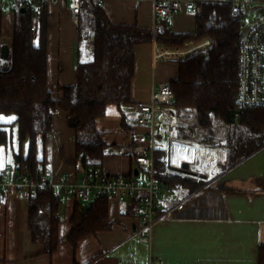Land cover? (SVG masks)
<instances>
[{"label": "crops", "instance_id": "crops-1", "mask_svg": "<svg viewBox=\"0 0 264 264\" xmlns=\"http://www.w3.org/2000/svg\"><path fill=\"white\" fill-rule=\"evenodd\" d=\"M12 1L0 0V43L9 47L19 12L12 8ZM102 7L113 23L137 25L152 29L154 33L162 25L175 33H192L196 29L198 16L188 11L177 12L171 18H162L155 23L152 3L147 0H105ZM42 14L47 20L48 87L59 99L66 86L76 84V66L81 56L85 58L91 54L81 44V33L73 22L69 0H49ZM209 39L198 42L199 46L207 48ZM190 43L193 41L185 44ZM168 47L180 48L156 40L136 46L131 88L133 102L122 107L110 105L106 115L96 121L97 129L104 133L108 143L102 167L107 177L139 175H135L134 160L122 155L121 150L126 145L148 143L149 127L134 123L138 105L149 101L160 83H171L179 77L178 58L189 52L186 53L185 47ZM171 109L175 112L173 121L164 113L158 114L156 151L164 149L165 154L169 144L170 149L178 141L188 144L190 137L192 139L196 134L194 128L186 125V129L183 125L182 118L187 113L181 114L174 105ZM58 116L63 121L60 135L52 139L58 151L50 161L45 148L43 169L52 170L58 179L74 178L78 176L76 170L81 163L76 157L75 132L68 126L66 112L58 109L54 123ZM123 117H126L125 122ZM54 128L51 133L57 134ZM227 159L212 179L206 172L191 170L190 162L189 170L193 174L174 169L181 168L185 160L173 168L170 166L171 175H177L179 183H162L181 193L173 190L177 198L170 200L164 196L163 204L165 209L175 210L176 217L155 227L152 245L139 238L144 209L141 198L124 202L114 198L108 200L112 228L85 236L75 248L68 241V235L77 202L68 198L59 210L60 244L54 254H48L42 244L33 240L29 200L13 193L0 203V264H119L120 261L135 264H149L150 261L151 264H260L259 248L264 245V146L236 164L231 163L230 153ZM6 165L0 166V170ZM181 180L187 181L186 186ZM194 182L203 185L193 193H187ZM181 204L183 207L177 209Z\"/></svg>", "mask_w": 264, "mask_h": 264}, {"label": "trees", "instance_id": "trees-1", "mask_svg": "<svg viewBox=\"0 0 264 264\" xmlns=\"http://www.w3.org/2000/svg\"><path fill=\"white\" fill-rule=\"evenodd\" d=\"M102 8L96 10V30L81 38V44L93 45L94 52L85 58L81 56L76 66V84L66 86L59 99L48 87L47 20L43 14L36 33L32 30L31 9L18 10L7 58L1 56L3 44L0 43V114L16 116L20 143H28L25 155L23 152L15 154L18 170L31 175L40 172L46 160V140L53 130L55 114L62 109L67 114L68 126L75 132L77 159L89 173L107 177L102 167L108 143L104 133L97 129L96 121L106 115L110 105L122 107L133 102L131 88L135 74V48L154 40L184 48L186 42L210 37L211 45L206 52L197 49L178 58L179 77L170 83L175 92L172 105L183 115L194 109L197 121L204 126L222 118L226 123L247 127L252 137L245 141L234 137L230 141L232 164L264 146V108L241 109L237 104L241 24L231 15L227 5L207 3L203 14L197 17L196 29L192 33H175L166 25L154 33L152 29L137 25L116 24ZM125 121L126 117H123ZM7 125L0 122V145L9 141ZM155 162L157 179L179 183L177 175H171L164 149H157ZM181 182L186 186L187 181ZM202 185L194 182L189 188L194 192ZM76 202L68 235V241L75 248L85 236L113 226L108 199H93L88 205ZM29 203L33 240L52 255L61 241V203L50 193L32 196ZM259 262L264 264V245L259 248Z\"/></svg>", "mask_w": 264, "mask_h": 264}, {"label": "built area", "instance_id": "built-area-1", "mask_svg": "<svg viewBox=\"0 0 264 264\" xmlns=\"http://www.w3.org/2000/svg\"><path fill=\"white\" fill-rule=\"evenodd\" d=\"M49 0H13L12 8L32 11V30L38 31L41 15ZM145 1V0H140ZM152 3L155 23L162 18H171L175 13L188 11L197 16L203 14L207 3L224 4L230 13L238 18L241 24L238 59V94L237 104L241 109L264 108V0H147ZM73 22L82 36L96 30V10L102 7L105 0H69ZM256 14L251 21H244L246 16ZM211 45V40H210ZM209 45V47H210ZM92 54L94 46L87 45ZM175 92L169 82H162L152 92L149 101L138 105L134 119L136 125L149 127L148 143L143 145H126L121 154L134 160L139 170L138 176L106 177L98 173H89L80 163L77 177L67 176L58 179L50 169H41L35 175L22 173L13 164H7L0 170V203L11 194L29 200L32 196L50 193L62 204L66 199L76 201L93 199H117L124 202L128 199L141 198L144 209L140 217V240L152 245L155 227L162 222L171 221L175 210L165 209L163 197L175 200L176 193L156 177V141L158 114L164 113L170 121L175 119L171 109ZM172 131V128H171ZM141 173V174H140ZM142 174L145 177H142ZM179 205L177 209L182 208ZM150 261L149 264H151ZM119 264H135L120 261Z\"/></svg>", "mask_w": 264, "mask_h": 264}, {"label": "rangeland", "instance_id": "rangeland-1", "mask_svg": "<svg viewBox=\"0 0 264 264\" xmlns=\"http://www.w3.org/2000/svg\"><path fill=\"white\" fill-rule=\"evenodd\" d=\"M256 14H250L244 18V21H251L252 18L255 17ZM82 38H86V36H82ZM205 38V37H204ZM203 39V38H202ZM200 39L199 41H201ZM193 41V42H199ZM204 43L208 44V40H205ZM88 44H85L87 48ZM186 45V44H185ZM183 45L182 47H184ZM203 49L204 47L199 46L198 43H190L186 45L184 50L187 52H192L197 49ZM208 48L200 51L206 52ZM199 52V51H198ZM190 112L185 114L182 118V122L184 123V127L187 129L188 127H192L196 130V134L190 137L188 144L184 141V143L175 142L171 145L167 146L166 149V158L168 164L174 167L175 164L181 163L182 160H185V163L190 162L191 170H200L206 172L209 175V178H215L220 170H222V165L226 162L227 157L230 152L229 144L231 139L234 137L249 139L248 137H252L250 135V131L244 125L239 123H226L222 118H217L213 121L209 126H202L197 121L196 112L194 109H190ZM0 117L4 119H0V122L8 123L6 126L9 130V141L5 145H0V166H4L6 164L15 165V154L19 152H23V154L27 153L28 143L25 141L22 145L20 143L19 138V130L18 124L15 122V119L9 120L8 118L15 117L14 114H0ZM61 116H58L54 123V130L57 131L50 133L48 136V141L46 143V150L48 154V159L51 161L52 156L56 154V149L53 146L52 139L54 137L59 136L60 125L62 123ZM187 125V126H186ZM249 134V135H248ZM241 139V140H242ZM53 159H56L54 156ZM183 164V163H182ZM43 170V166L41 168ZM145 177V175H142ZM173 188L176 185L172 186ZM177 194L181 193V191L177 189H173ZM192 189L188 190L187 193L191 194L193 192ZM93 201V196H91L88 200H82L83 205H88ZM64 236V234H63Z\"/></svg>", "mask_w": 264, "mask_h": 264}, {"label": "water", "instance_id": "water-1", "mask_svg": "<svg viewBox=\"0 0 264 264\" xmlns=\"http://www.w3.org/2000/svg\"><path fill=\"white\" fill-rule=\"evenodd\" d=\"M24 9H22L23 11ZM9 52H10V47L9 45H3L2 50H1V56L2 58H7L9 56ZM173 168V167H172ZM175 170H179L182 172H185L187 174H193V172H191L189 170V164L188 163H184L183 166L181 168H174ZM139 174V170L136 169L135 171V175Z\"/></svg>", "mask_w": 264, "mask_h": 264}, {"label": "snow or ice", "instance_id": "snow-or-ice-1", "mask_svg": "<svg viewBox=\"0 0 264 264\" xmlns=\"http://www.w3.org/2000/svg\"><path fill=\"white\" fill-rule=\"evenodd\" d=\"M0 119H4L2 117H0ZM9 120H12V119H15V117H11V118H8Z\"/></svg>", "mask_w": 264, "mask_h": 264}]
</instances>
